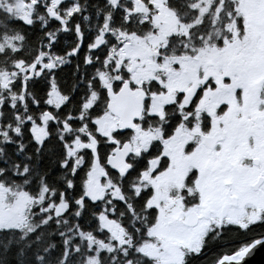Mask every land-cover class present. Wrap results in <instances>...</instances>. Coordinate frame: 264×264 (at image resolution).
<instances>
[{
    "label": "snow or ice",
    "instance_id": "obj_1",
    "mask_svg": "<svg viewBox=\"0 0 264 264\" xmlns=\"http://www.w3.org/2000/svg\"><path fill=\"white\" fill-rule=\"evenodd\" d=\"M260 248L264 0H0V264Z\"/></svg>",
    "mask_w": 264,
    "mask_h": 264
},
{
    "label": "water",
    "instance_id": "obj_2",
    "mask_svg": "<svg viewBox=\"0 0 264 264\" xmlns=\"http://www.w3.org/2000/svg\"><path fill=\"white\" fill-rule=\"evenodd\" d=\"M247 264H264V248L258 249L254 255L248 258Z\"/></svg>",
    "mask_w": 264,
    "mask_h": 264
},
{
    "label": "trees",
    "instance_id": "obj_3",
    "mask_svg": "<svg viewBox=\"0 0 264 264\" xmlns=\"http://www.w3.org/2000/svg\"><path fill=\"white\" fill-rule=\"evenodd\" d=\"M70 72H71V69L70 68H66L64 74L67 76L68 74H70Z\"/></svg>",
    "mask_w": 264,
    "mask_h": 264
}]
</instances>
